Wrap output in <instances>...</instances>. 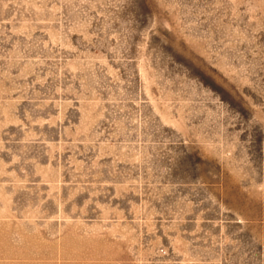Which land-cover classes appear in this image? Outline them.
Wrapping results in <instances>:
<instances>
[{"label": "rangeland", "instance_id": "374dc122", "mask_svg": "<svg viewBox=\"0 0 264 264\" xmlns=\"http://www.w3.org/2000/svg\"><path fill=\"white\" fill-rule=\"evenodd\" d=\"M0 264H264V0H0Z\"/></svg>", "mask_w": 264, "mask_h": 264}]
</instances>
